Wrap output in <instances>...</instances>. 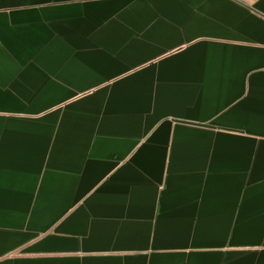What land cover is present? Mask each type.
Listing matches in <instances>:
<instances>
[{"label":"crops","instance_id":"0c3cea01","mask_svg":"<svg viewBox=\"0 0 264 264\" xmlns=\"http://www.w3.org/2000/svg\"><path fill=\"white\" fill-rule=\"evenodd\" d=\"M0 264H264V0H0Z\"/></svg>","mask_w":264,"mask_h":264}]
</instances>
